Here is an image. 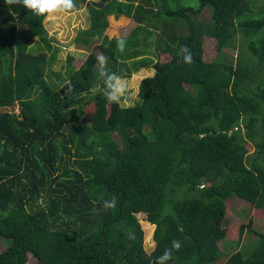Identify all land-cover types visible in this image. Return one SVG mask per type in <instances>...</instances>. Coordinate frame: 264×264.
I'll use <instances>...</instances> for the list:
<instances>
[{
  "label": "trees",
  "instance_id": "16d2710c",
  "mask_svg": "<svg viewBox=\"0 0 264 264\" xmlns=\"http://www.w3.org/2000/svg\"><path fill=\"white\" fill-rule=\"evenodd\" d=\"M79 1L92 29L108 17L133 25L124 37L103 31L77 67L68 55V81L51 88L45 53L27 51L33 37L45 39V16L0 0V264H155L173 240L181 248L168 264H217L233 202L264 205V156L247 153L264 140V0ZM205 9L207 23H196ZM205 44L214 50L205 54ZM225 48L237 49L235 63L215 59ZM101 53L121 77L152 69L136 104L109 103L104 84L86 88L102 82ZM14 103L17 112L7 110ZM136 213L153 225L148 252ZM249 226H236V242ZM218 264H264V226L246 252Z\"/></svg>",
  "mask_w": 264,
  "mask_h": 264
},
{
  "label": "rangeland",
  "instance_id": "374dc122",
  "mask_svg": "<svg viewBox=\"0 0 264 264\" xmlns=\"http://www.w3.org/2000/svg\"><path fill=\"white\" fill-rule=\"evenodd\" d=\"M85 1H97V0H85ZM254 4H260L263 0H251ZM76 9L74 11H69L66 13H58L52 16H45L43 19V26L46 30L45 39H39L38 37H33L27 48V51L31 54L43 51L46 55V67H45V80L51 88L60 86L63 82L68 81L65 76L66 67V57L69 55L72 57V63L75 67L79 66L81 63L88 60L93 56L94 45L99 41L101 33L103 31H113V35L116 37H124L128 33L129 26L132 27L133 24L126 23L127 25L122 28H118L121 23L113 21V18H106V24L99 29L95 30L91 27V14L87 8L80 3L79 0H75ZM180 4L196 7L197 0H180ZM171 5V4H170ZM196 23H207L209 19V10L205 9L202 14H196L192 16ZM125 22V21H124ZM127 22V20H126ZM120 24V25H118ZM121 27V26H120ZM116 30V31H115ZM118 30V33H117ZM205 54L214 50L213 44L204 45ZM152 60H156V56H151ZM88 58V59H87ZM160 58L161 60L164 59ZM215 59L222 62L235 63L237 60V49L225 48L216 52ZM91 60V59H89ZM118 66L113 69L116 73ZM117 74V73H116ZM152 74L151 68H140L134 73L124 78L129 82L130 88L126 97L120 102V106L133 105L138 102L137 85L141 78L150 76ZM80 74L75 78L78 80ZM90 82L86 85L88 90L93 88L100 89L103 84V80L93 84V78L89 80ZM77 83V82H76ZM93 93V91H91ZM1 109V108H0ZM7 110L17 112V104L14 103ZM91 111V106H86L84 109L80 110V119L84 123L89 122V112ZM264 134V129L262 130ZM241 134L243 131L241 128ZM114 136V135H113ZM117 139L116 136H114ZM245 139L244 137H242ZM264 140L260 137L258 144L255 142L248 143V156L249 158L255 157L257 161L264 156ZM263 148H260V147ZM135 217L138 219L139 225L142 229V246L144 251H149L153 245L152 240V224L148 225L144 219L143 213H136ZM224 227L227 228V237L223 238L219 243L218 247L222 251L223 255H227L235 250L246 252L249 249L251 243L256 239L258 232L262 231L264 226V205L254 208L249 202L243 199H236L232 205V211H227V215L224 218ZM250 220V226L244 227L241 238L238 242L236 239L235 228L238 224H245ZM149 235V236H147ZM6 247V242L0 239V250ZM222 256V255H221ZM224 256L219 258L216 263H221L224 260ZM27 263H30L29 259Z\"/></svg>",
  "mask_w": 264,
  "mask_h": 264
},
{
  "label": "clouds",
  "instance_id": "9594fccd",
  "mask_svg": "<svg viewBox=\"0 0 264 264\" xmlns=\"http://www.w3.org/2000/svg\"><path fill=\"white\" fill-rule=\"evenodd\" d=\"M7 5H22L29 9L31 12L38 16H52L58 13H66L74 11L76 9L75 0H4ZM126 47V40L120 38L117 40V48L123 52ZM184 54L183 59L186 64L193 62V56L190 48L187 45L182 47ZM97 71L98 75L102 78L104 88L103 94L109 103H117L126 97L129 91V82L122 78L120 75L110 72L107 69L108 57L102 53L97 56ZM69 90H71V84L69 82ZM91 91L96 93L98 88H93ZM116 199L113 198L110 201H104V209H112L116 206ZM181 248V242L173 240L171 248L165 249L163 254L156 258L155 264H168L173 259V249L179 251Z\"/></svg>",
  "mask_w": 264,
  "mask_h": 264
},
{
  "label": "crops",
  "instance_id": "0c3cea01",
  "mask_svg": "<svg viewBox=\"0 0 264 264\" xmlns=\"http://www.w3.org/2000/svg\"><path fill=\"white\" fill-rule=\"evenodd\" d=\"M152 226H153V225H152ZM152 247H153V245H152ZM152 247L150 248V250L152 249ZM150 250H149V251H150ZM147 252H148V251H147Z\"/></svg>",
  "mask_w": 264,
  "mask_h": 264
}]
</instances>
